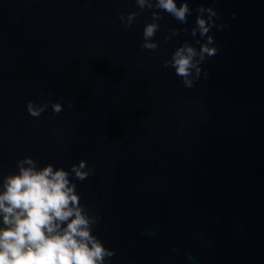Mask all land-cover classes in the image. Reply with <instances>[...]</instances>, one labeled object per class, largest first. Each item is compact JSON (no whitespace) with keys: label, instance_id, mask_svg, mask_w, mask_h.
<instances>
[{"label":"water","instance_id":"water-1","mask_svg":"<svg viewBox=\"0 0 264 264\" xmlns=\"http://www.w3.org/2000/svg\"><path fill=\"white\" fill-rule=\"evenodd\" d=\"M184 2L186 22L135 0H0V180L25 156L86 161L70 180L104 264H264V0ZM199 7L217 53L186 87L164 61L206 42Z\"/></svg>","mask_w":264,"mask_h":264},{"label":"clouds","instance_id":"clouds-1","mask_svg":"<svg viewBox=\"0 0 264 264\" xmlns=\"http://www.w3.org/2000/svg\"><path fill=\"white\" fill-rule=\"evenodd\" d=\"M141 12L145 7L166 12L180 22H186L189 14L188 3L181 0L177 7L175 0H135ZM196 28L206 42L200 44L199 51L187 44L177 48L164 67H172L186 87H191L200 76L205 57L217 53L214 38L208 35L214 26L213 18L219 15L212 8L199 7ZM207 12V20L202 14ZM139 13L130 12L119 19L131 26ZM152 18L162 19L157 12ZM158 31L156 23H147L143 28L142 49L155 50L158 45L150 43ZM69 107L72 106L69 102ZM52 111L63 110L58 102L52 103ZM47 108V102L39 105L33 101L26 104L27 112L39 117ZM18 171L3 176L0 180V264H104L105 257L113 252L106 249L102 242L91 232L94 223L76 192V185L70 180L72 174L77 180H84L90 174L86 161L72 164L69 170L53 167L51 163L38 167L37 162L25 156L16 163Z\"/></svg>","mask_w":264,"mask_h":264}]
</instances>
